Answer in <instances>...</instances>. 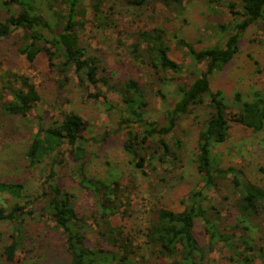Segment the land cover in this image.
<instances>
[{
  "label": "trees",
  "instance_id": "trees-1",
  "mask_svg": "<svg viewBox=\"0 0 264 264\" xmlns=\"http://www.w3.org/2000/svg\"><path fill=\"white\" fill-rule=\"evenodd\" d=\"M108 1L49 0L48 6L54 10L57 19L52 23L42 14L38 0H6L5 5H17L20 11L0 19V42L22 30L20 54L33 63L45 53L60 88L74 82L84 93L89 92L91 85L97 87L98 84L116 92L123 102L119 129L126 131L124 149L130 156L131 164L142 173H146L148 165L153 162H160L163 167L176 166L180 162L176 147H180L181 142L172 134L183 117L200 113L202 121L198 122L196 166L203 185L193 189L182 200L183 211L156 207L152 209L153 216L144 229L138 230V234L129 232L124 225L113 224V219L126 217L129 203H125V199H129L132 192L130 186H124L117 179L90 177L84 169L88 143L105 144L110 133L106 132L99 140L89 139L86 136L88 121L74 111L64 113L62 120L51 122L48 126L35 121L38 129L32 136L27 160L31 167H48V185L40 197L20 204L17 200L26 198L24 185L0 181V195H9L14 199L10 208L0 207V222L9 221L14 227L11 244L5 246L0 254V264H26L18 253L23 251L28 239V217L39 212L47 214L54 221L55 228L63 234L71 256L69 264H156L159 260H164L166 264H215L211 256L217 250L226 252L227 264H264V230L260 222L264 219V187L244 180V172L237 167H220L214 155L215 145L227 141L231 122L255 131L264 128V98L249 102L236 94L234 100L237 104L232 108L221 91L211 89L210 82L212 75L221 71L240 52L244 33L252 26L264 28V0H240L241 10L235 12L239 16L237 21L231 23L232 27L221 26L223 32L234 29L224 47L214 46L198 51L184 39H178L179 46L187 49L192 65L206 63V69L191 84L179 87L180 98L174 106L166 103V96L161 91H156L155 95H159L165 105L164 124L150 119L145 110L149 103L147 84L143 85L135 79L111 81L107 70L100 67L99 58L90 55L82 43L87 26L92 23L88 19V9H92L95 18L102 19L106 11L115 9L114 5L107 7ZM184 1L125 0V4L144 14L160 5L178 16L185 10ZM207 1L227 7L231 12L238 7L233 1ZM97 21L101 26V22ZM130 34L133 41L124 48L134 64L159 74H180L191 69L192 65L184 66L171 59L165 27L138 28ZM160 77L161 81L168 80ZM0 84L1 97L12 98L3 101L4 114L28 118L42 99L37 85L25 74L5 71L4 75H0ZM100 94L101 91L93 95L88 93L87 96L98 99ZM65 146L70 148L69 156L78 167L76 172L80 185L91 190L97 202L99 216L94 220L98 238L93 246L87 241L86 218L78 214L74 207V194L57 181L56 169L63 163ZM229 175L233 176L234 193L225 200L231 199L232 202L228 206L226 202L213 204L207 192L217 190L219 181L226 180ZM27 205L32 207L27 209ZM224 212L226 215H223ZM197 222L202 223L206 234L204 239L196 234Z\"/></svg>",
  "mask_w": 264,
  "mask_h": 264
},
{
  "label": "rangeland",
  "instance_id": "rangeland-1",
  "mask_svg": "<svg viewBox=\"0 0 264 264\" xmlns=\"http://www.w3.org/2000/svg\"><path fill=\"white\" fill-rule=\"evenodd\" d=\"M5 1L0 0V19H6L10 14L20 11L17 5H5ZM48 1L38 0V5L48 20L52 23L57 22ZM223 1H233L238 7L231 12L229 8L211 4L207 0H185V10L182 15L177 16L175 12H169L160 5L153 11L147 10L149 13L144 14L143 11L125 4V0H109L107 7L114 5L115 9L106 11V17L102 16V19L95 18L92 9H88V19L92 20V23L87 26L82 43L90 55L99 58L100 67L107 70L111 81L135 79L143 85L147 84L149 103L145 110L150 119L164 124L165 105L162 98L155 95L156 91H161L166 96V103L174 106L180 98L179 87L191 84L206 69V63L192 65L187 49L179 46L177 41L184 39L198 51L214 46L224 47L234 29L223 32L221 26L232 27L231 23L237 21L239 16L235 12L241 10L239 7L241 1ZM97 20L101 22V26ZM160 26L167 29L166 38L171 59L184 66L192 65L189 71L180 74L170 72L159 74L134 64L126 55L124 46L133 41L130 33L133 34L138 28L151 29ZM22 45V30L0 42V75H4L5 71H12L29 76L37 85L42 98L32 114L25 118L2 113L3 101L12 98L1 97L0 94V181H13L24 185L26 198L17 202L26 204L32 198L40 197L48 185V167L45 165L31 167L27 160L32 136L38 129L35 121L48 126L51 122L62 120L64 113L74 111L88 121L89 129L86 136L89 139L99 140L106 132L111 135L105 144L88 143L84 167L86 174L105 180L117 179L132 189L129 199H125V203H129L126 217L114 218L113 224L124 225L127 231L138 234V230L148 225V220L153 216L152 209L166 207L175 212L183 211L185 206L182 200L193 189H199L203 185L196 166L200 131L198 122L202 121L200 113L183 117L172 134L173 138L181 142L180 147H176L180 162L176 163V166L165 167L160 162H153L148 165L147 172L142 173L131 164L130 156L124 149L126 131L119 129L123 113L121 97L116 92L101 87L100 84L97 87L91 85L88 92L93 95L101 91L98 99L81 92L74 82L60 88L55 75L51 72L47 55L42 53L35 62L30 63L19 52ZM160 76L168 80L161 81ZM210 82L211 89L214 92L221 91L232 108L237 104L234 100L236 94H240L244 101L249 102L259 97L264 98L262 26H252L244 33L240 42V52L221 71H216ZM107 103L110 104V108ZM69 150L68 146L64 147L63 163L56 169L57 181L74 194V207L78 214L86 218L87 241L93 246L96 245L98 238V228L94 220V217L99 216L97 202L93 192L80 185L76 172L78 167L72 162ZM214 155L220 167H237L244 172V180L264 187V128L255 131L237 122H231L227 141L215 145ZM232 179L233 176L229 175L226 180L219 181L217 190L207 192L213 204L226 202L227 206L230 205L232 200L227 201L225 197L233 196ZM13 202L11 196L0 195V207L10 208ZM31 207L32 205H27L26 208ZM223 215H226V212ZM260 222L264 230V219ZM13 233L14 227L11 222H0V254L3 253L5 246L11 244ZM196 234L200 239L206 236L201 222H197ZM27 235L23 251L18 253V257L26 264L70 263L71 256L65 238L55 228L54 221L47 214L41 215L39 212L28 217ZM226 255L225 251L217 250L211 257L215 264H227ZM156 264L166 262L159 260Z\"/></svg>",
  "mask_w": 264,
  "mask_h": 264
}]
</instances>
